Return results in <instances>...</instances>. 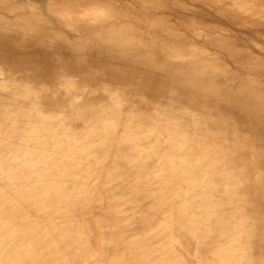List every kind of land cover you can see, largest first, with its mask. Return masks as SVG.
Returning a JSON list of instances; mask_svg holds the SVG:
<instances>
[{
	"label": "bare ground",
	"instance_id": "bare-ground-1",
	"mask_svg": "<svg viewBox=\"0 0 264 264\" xmlns=\"http://www.w3.org/2000/svg\"><path fill=\"white\" fill-rule=\"evenodd\" d=\"M4 49L11 66L27 64ZM10 92L0 106V264H264V176L235 163V145L210 132L216 123L165 110L145 122L114 99L104 114L80 112L86 130L75 136L71 120L41 112L46 94Z\"/></svg>",
	"mask_w": 264,
	"mask_h": 264
},
{
	"label": "rangeland",
	"instance_id": "rangeland-1",
	"mask_svg": "<svg viewBox=\"0 0 264 264\" xmlns=\"http://www.w3.org/2000/svg\"><path fill=\"white\" fill-rule=\"evenodd\" d=\"M4 48L28 62L0 58L1 107L12 90L46 94L41 112L71 120L75 136L80 112L104 114L114 99L144 121L189 114L217 124L210 132L235 145L247 176H264V0H0V57Z\"/></svg>",
	"mask_w": 264,
	"mask_h": 264
}]
</instances>
